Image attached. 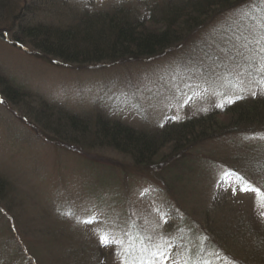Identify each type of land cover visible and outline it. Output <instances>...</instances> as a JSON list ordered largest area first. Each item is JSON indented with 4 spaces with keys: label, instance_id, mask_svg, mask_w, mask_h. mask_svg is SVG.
Masks as SVG:
<instances>
[{
    "label": "rangeland",
    "instance_id": "obj_1",
    "mask_svg": "<svg viewBox=\"0 0 264 264\" xmlns=\"http://www.w3.org/2000/svg\"><path fill=\"white\" fill-rule=\"evenodd\" d=\"M21 1L30 0H1L7 8L0 11V177L10 183L8 193L5 192L7 197L1 198L3 202L0 203L3 209L10 211L9 216L12 218L9 222L0 219V238L7 241L6 228H15L22 236L23 233L31 235L34 228L52 225L56 230L64 229L65 239L60 238L63 241L58 249L61 259H69V264H78L76 259L82 258L81 255L85 256L89 252L95 255L93 245L97 241L93 237L99 238L102 232L110 238L120 237L119 249L128 250L131 255L143 254L142 250L136 252L137 248L131 242L138 236L146 237V243L152 247L154 243H160L162 248L169 246L167 239L170 237L175 239L183 236L187 246L185 248L179 243L183 247L181 253L185 258L188 255L186 261L190 264H197V256L193 251L200 247L201 237H204L202 248L207 247L206 235L213 233L211 223L214 221L211 219L220 225L226 223L221 227V236L226 239L231 233L228 226L239 229V223L245 219L250 220L252 234L260 232L258 229L264 220V195L255 191L251 195H241L247 190L240 188L241 196L236 200L225 197L223 189L233 196L237 195L230 188L229 178L226 177L227 172H232L241 179V185L249 186V183L254 187L252 190L259 188L264 193V129L248 128L224 136L216 133L209 146H197L200 147L199 162L192 164L195 168L193 172L184 173L190 180H184L181 185L177 175L179 172L175 169L167 172L174 185L179 187L175 192L177 198L174 192L169 194L165 190L159 178V174L165 172L164 167H161V173L153 168L135 169L130 156L111 146L100 148L97 145H84V149L75 146V150H69L62 143V134L68 132L59 129L58 117L49 108L56 106L58 109L54 108V112L60 109L90 117L105 112L107 116L113 115L114 120L135 128L144 125L152 129H165L173 126L171 124L179 125L185 121L183 119L201 117L212 107H219L225 95L233 97L239 91L243 94L254 84V79L264 74V68L252 66L250 57L253 49L264 50L263 0L260 7L250 6L248 12L241 8L223 15L218 21L209 24L208 29L191 36L182 48L168 50L154 59L113 62V65L102 64L91 68L66 66L63 62L54 64L50 57L45 58L38 51L19 47L15 43V36L11 34L12 21L7 11L16 8ZM48 1L53 4L52 0ZM65 1L69 7L84 11L110 9L118 2ZM128 3H133L134 7L141 10L139 1L129 0ZM46 16L39 18L44 20ZM50 21L57 24L62 20L57 17ZM226 32L233 41L224 37ZM204 35L205 42L200 40L204 39ZM210 38L219 42L206 55L208 47L205 43H210ZM199 41L204 43V52L191 55L192 48L198 47ZM179 49L185 51L180 52ZM207 74H210L209 80L204 77ZM228 76L236 82L244 80L246 84L241 85L238 91V88L229 87L227 79L223 83V79ZM10 80L21 86L16 99L1 95L4 92L3 84ZM121 88L122 92H119ZM44 108L48 110V117L41 114ZM223 116H217L221 123L226 120ZM166 122L167 125H164ZM251 159L261 161V166L251 165L248 162ZM138 188L149 192L147 197L142 198L137 193ZM172 195L183 203V208L174 201ZM120 199L127 202L121 203ZM135 201L141 202V205L132 206L131 213L140 214L143 209L146 213H142L144 218L142 214L128 217L119 212L125 209L128 202L134 204ZM71 203L78 207H71ZM57 207L58 211H62L59 214L54 211ZM72 210H76L74 216L97 219L95 226L77 223L78 220L73 217L66 220L59 218L63 211ZM154 214L158 215L160 222L166 221L171 226L153 229L148 234H136L132 230L138 218L146 223L152 220ZM41 216L45 218L40 219ZM46 216L52 219L47 220ZM184 216H187L184 224L179 229H173L174 222L183 221ZM195 234L196 237H193ZM245 240L239 239L237 243L231 235L229 242L221 238L217 241V237L211 236L209 243L212 246L218 244L217 250L223 251L225 257L237 258L238 263L264 264L263 256L251 262L244 256V250H248L250 245L253 244L254 253V246H258L253 239H248V243ZM260 248H264V243ZM182 255L178 257L182 259ZM102 256L106 259L103 261L99 256L102 264H141L144 259L141 257L139 262L137 258L120 261L112 251ZM53 257L56 258L57 253ZM171 260L172 257L166 263L173 264ZM44 262L58 264V261L54 263L52 254H46ZM219 263L235 264L230 258H220ZM0 264H12L7 253L0 258ZM18 264L29 263L21 260Z\"/></svg>",
    "mask_w": 264,
    "mask_h": 264
},
{
    "label": "trees",
    "instance_id": "obj_2",
    "mask_svg": "<svg viewBox=\"0 0 264 264\" xmlns=\"http://www.w3.org/2000/svg\"><path fill=\"white\" fill-rule=\"evenodd\" d=\"M33 1H23V3L21 1V3H17L16 8L7 11L8 15L11 16V26L13 27L11 34L17 40L15 43L24 49L29 47L36 52L38 51L45 58L50 57L54 64L63 62L66 66H78V68L86 66L91 68L102 66V64L110 65L113 62H134L156 58V56L166 53L168 50L177 47V45H186L189 38L206 29L208 23H214L222 18L223 15L239 11L241 8L244 12L250 11V6L258 8L262 0H137L141 10L134 7L133 3H128L129 0H112L118 1L117 4L111 6L110 9L104 10L103 8L100 11L97 9L84 11L79 8L75 10L69 7V3L65 0H52V5L49 4L50 1L48 0ZM253 3H256V5ZM5 6L6 4L0 0V11L7 8ZM46 14L47 16L44 20L39 18ZM57 17L62 20L61 23L55 24L56 22L50 21V19ZM211 51L213 50L208 49L206 55L210 54L209 52ZM236 87L239 88L240 86L234 85V88ZM19 88H21L19 83L11 80L6 81L3 84L4 92H1V95L6 94L12 99H16L20 92ZM245 91L241 102L236 103L237 98L232 103L229 100L226 103L221 100L219 107H212L200 119L184 122L176 127L169 126V128L165 129H152L144 125L135 128L128 123L114 120L112 118L113 115L108 114L107 116L105 112L95 113L93 117H90L74 113L70 114L60 109L59 112H54L53 109H56V106L50 107L49 110L58 117L59 129L69 133L62 134L64 135L62 143L69 150H75V146L84 149V145L88 147L97 145L100 148L102 146H111L116 150L122 151L127 157L130 156L134 160L135 164L133 166H135V169L139 167L153 168L159 170V173L162 171L161 167H164L165 171L170 172L175 169L176 172H179L177 175L181 180V185H183L184 180H190L184 173L193 172L195 169L194 165L192 167L194 162L191 163L189 157L192 156L194 151L199 150L200 147L198 148L197 146L201 144L202 148L209 146L208 143L213 139V135L217 136L216 133L224 136L242 132L248 128L255 130L258 128L264 129V94L257 90ZM119 92H122V88ZM247 94H253V96L247 97L245 96ZM118 107L121 108L119 105ZM43 111H41V114H45L48 117V110L44 108ZM218 115H224L223 117L226 120L223 123L219 122V119H217ZM196 158L194 164L199 162L200 157L198 154H196ZM161 176L164 181H168L163 173L159 174V178ZM260 181L262 180L260 179ZM9 189V181L7 183L0 177V202H3L1 198L7 197L5 192L8 193ZM176 190H179V187L172 190L174 195ZM223 194L224 196L226 195L225 197L229 196L236 200L238 196H241L238 193L233 196L224 189ZM10 199L11 203L15 205L14 200ZM124 199H120V202L122 200L121 203H126L127 201ZM48 201L47 205L50 206ZM127 204L123 211H119L121 214L128 217H136L142 213L146 214L143 209H141L140 214H137L135 210V214L131 213L133 210L132 206H140L141 202L135 201L134 204L132 202ZM1 206L3 205L0 203V219L4 222H9L12 220L9 216L10 211L3 209L4 206ZM55 210L59 214L58 207ZM63 212V217H66L75 214L76 210ZM144 214H142L143 218ZM44 216H41L42 218L40 219H44ZM206 218L210 219L208 216ZM46 219L49 220L52 217L46 216ZM211 220L214 221V223H211V231L213 233H206L207 243L211 240V236L217 237V241L221 238V240L226 242L230 241L231 235L235 238V242L239 239L243 240V238L244 240L246 239L244 242H247L248 239H253L258 244V246H254L255 253L252 251V244L248 250H244L246 253L244 256L248 257L249 262L252 259L260 260V256L264 257V251L261 250L264 248H260L261 244L264 243V220L261 221L263 225L259 227L258 230L260 232L256 235L250 231L251 224L250 220L247 219L239 223V229L228 226L231 233L228 234L227 239L221 236V227L226 223L220 225L214 219ZM142 221L138 218L135 221V227L138 229L140 227L141 229V225H143L142 233H150L148 227L152 229L153 224H150L151 221L146 223ZM11 225L13 226L14 224L12 223ZM63 230H56L52 225H48L34 228L31 235L23 233L21 236L15 228H6L7 241L4 238H0V258H3L5 253H7L12 264H18L21 260H25L29 264H45V255L52 254L54 263L58 261V264H69V259L63 261L58 253L62 239H65ZM137 233L140 234L139 232ZM138 237L134 241L131 239V242L142 246L135 251L142 250L141 253L143 252V254L134 253L135 255H131L128 250L122 251L119 249L116 246V242L112 252L121 256L120 261H122L121 259L134 260L137 258V262H139L143 257L148 258V260L151 257L156 258L154 248L151 249L152 247L150 246L144 247V242H146L144 236ZM193 237H196V234ZM203 240L204 237L199 239L201 245L195 248L193 253L197 257L208 261L214 254L207 250L201 251ZM179 243L186 248L187 245L178 236L167 242L169 247L172 248L168 249V252L170 254L174 252L175 254L177 249L183 248L182 246L180 247ZM218 247V244H214L213 247L208 244L207 249L210 251L213 248L218 249ZM93 249L95 255L90 252L85 256L81 255L82 258L78 257L76 263L97 264L99 256H101L103 261H106L102 255H108L109 249L107 252L104 251L100 242L94 244ZM184 250L187 251L186 249ZM55 253H57L56 258L53 257ZM101 259H99V264H102Z\"/></svg>",
    "mask_w": 264,
    "mask_h": 264
},
{
    "label": "snow or ice",
    "instance_id": "obj_3",
    "mask_svg": "<svg viewBox=\"0 0 264 264\" xmlns=\"http://www.w3.org/2000/svg\"><path fill=\"white\" fill-rule=\"evenodd\" d=\"M254 94V93H253ZM242 190H247V189H242ZM235 191V190H233ZM253 191L257 192V193H260L261 195H264V193H261V190L259 188H256V189H253ZM85 223H90V221H84ZM100 242L102 244H107V239L104 237V236H101L100 237ZM157 255L159 256V258L163 261V260H167L169 257H168V254L166 251H160L159 249L157 250Z\"/></svg>",
    "mask_w": 264,
    "mask_h": 264
},
{
    "label": "bare ground",
    "instance_id": "obj_4",
    "mask_svg": "<svg viewBox=\"0 0 264 264\" xmlns=\"http://www.w3.org/2000/svg\"><path fill=\"white\" fill-rule=\"evenodd\" d=\"M208 252H210L208 249H207Z\"/></svg>",
    "mask_w": 264,
    "mask_h": 264
}]
</instances>
